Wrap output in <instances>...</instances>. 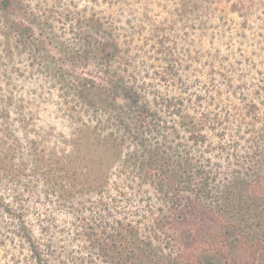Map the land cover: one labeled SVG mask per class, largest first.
Wrapping results in <instances>:
<instances>
[{"label":"rangeland","instance_id":"rangeland-1","mask_svg":"<svg viewBox=\"0 0 264 264\" xmlns=\"http://www.w3.org/2000/svg\"><path fill=\"white\" fill-rule=\"evenodd\" d=\"M21 3L24 7L14 10L12 17L32 27L40 44L21 42L12 34L7 39V22L0 14V111L9 112L10 124L24 145L37 139L40 153L47 156L68 147L65 137L70 138L84 123L96 121L97 110L78 94L79 78L102 87L115 73L118 86L132 87L150 104L155 103V97L182 98L191 115H207L210 123L214 120L213 128L205 129L206 142L193 151L198 165L211 169V175L218 173V179L235 167L237 157L251 170L250 156L264 153V0ZM87 34L89 46L101 47V55L106 51L113 54L110 59L115 72L107 70L99 59L75 62L73 56L88 46L83 45ZM92 148L82 145L79 153L85 159L83 164L93 159L98 169L100 158ZM131 178L129 171L116 164L105 193L90 195L85 190L71 205L82 202L89 206L104 199L113 217L147 221L150 209L162 204L151 185L142 186ZM26 181L20 185L26 188ZM34 184L35 192L21 188L32 224L58 202L56 193L46 197L42 181L35 179ZM14 187L0 182V195L13 201ZM75 208L72 214L57 213V218L71 222ZM93 213L84 208L79 215L90 217ZM11 226L12 220L0 208V264H14L13 254L21 259L27 255L13 246ZM32 226L38 229V224ZM62 243L71 244L70 240ZM67 246L73 252L78 249Z\"/></svg>","mask_w":264,"mask_h":264},{"label":"trees","instance_id":"trees-1","mask_svg":"<svg viewBox=\"0 0 264 264\" xmlns=\"http://www.w3.org/2000/svg\"><path fill=\"white\" fill-rule=\"evenodd\" d=\"M23 7L21 0H0L6 38L12 34L37 47L32 27L12 17ZM88 38L83 41L87 48L73 56L75 62L99 59L115 72L113 54L101 55V47L89 46ZM111 74L102 87L79 78L80 98L97 110L95 124L75 128L64 139L68 147L50 156L40 153L37 139L24 145L9 112L0 111V182L15 186L13 201L0 195V208L13 222V246L27 254L23 259L13 254L14 264H264V153L250 156L251 170L237 157L235 167L218 179V173L198 165L193 151L206 142L205 129L213 128L214 120L191 115L182 98L155 97L150 104L132 87L118 86L119 78ZM89 144L99 155L98 169L93 159L82 163L80 148ZM116 164L129 171L130 181L154 188L162 205L150 209L147 221L113 217L104 199L71 205L85 190L105 193ZM23 179L26 188L20 185ZM35 179L43 182L46 197L56 193L58 202L32 224L21 188L35 192ZM75 206L71 222L57 218V213L72 214ZM84 208L95 213L83 217Z\"/></svg>","mask_w":264,"mask_h":264}]
</instances>
